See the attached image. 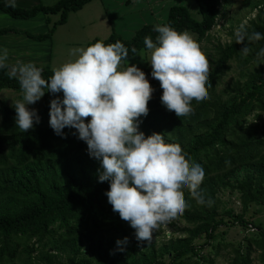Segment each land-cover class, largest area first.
<instances>
[{
    "label": "trees",
    "instance_id": "trees-1",
    "mask_svg": "<svg viewBox=\"0 0 264 264\" xmlns=\"http://www.w3.org/2000/svg\"><path fill=\"white\" fill-rule=\"evenodd\" d=\"M92 1L59 0L51 6L31 8L0 2V11L18 20L60 15L59 22L46 34H27L35 41H50L47 39L52 38L58 25H64L71 13ZM195 2L200 21L187 7L175 5L169 7L167 19L160 25L168 24L178 32L187 30L197 36L199 44L210 39L221 6L234 1ZM241 2L250 13L256 12L243 25L245 31L260 32L264 37V0ZM152 29L153 25H143L130 39L113 33L102 42L120 40L126 48H136L135 54L129 51L126 61L149 51L143 38L148 36L155 42L157 33ZM233 33L231 28L228 43L217 41L214 46L216 53L208 69V99L193 103L188 116L178 118L166 110L160 103L158 80L149 81L154 91L138 130L146 137L162 133L166 143L181 146L187 161L199 163L204 169L199 191L205 201H212L210 206L197 204L187 189L182 190L186 208L176 218L185 224L177 229L182 235L159 245L156 237L163 227L151 241L138 244L128 222L112 211L104 195L108 182H98L99 161L88 156L86 144L72 134L74 129H62L63 138L53 133L48 125L49 104L45 102L36 109L39 123L21 132L15 125L14 104L5 105L0 100V264H215L202 254L204 248L222 229L235 226L245 230L251 226L256 232L234 250L229 264H264V223L245 219L250 208L264 209V59L256 56L264 47V38L248 42L249 53L242 56L239 50L244 43H235ZM232 63L238 76L219 90ZM40 68L42 78L47 80L52 75L50 65ZM138 68L151 77V70ZM6 70L0 69V92H19L20 100L19 84L5 74ZM84 120L87 122V117ZM220 192L237 196L239 213L221 199ZM124 237L128 242L120 246L121 251L115 242ZM201 239L204 242L198 245Z\"/></svg>",
    "mask_w": 264,
    "mask_h": 264
},
{
    "label": "clouds",
    "instance_id": "clouds-1",
    "mask_svg": "<svg viewBox=\"0 0 264 264\" xmlns=\"http://www.w3.org/2000/svg\"><path fill=\"white\" fill-rule=\"evenodd\" d=\"M15 6V0H6ZM155 42L148 36L143 44L150 52L149 75L158 80L160 103L180 117L188 116L192 105L208 99V61L198 43L187 31H177L168 24L153 25ZM235 43H244L242 56L249 53L248 42L259 41L260 32L247 33L244 26L234 30ZM137 49L126 48L120 41L104 44L97 40L85 48L70 50L74 60L52 69L47 80L32 62L7 65L8 51L0 48V69L15 78L22 98L12 106L15 125L21 132L39 123L36 109L27 107L49 93H62L49 101L48 125L63 138L62 129L86 144L90 158L99 161L98 182L107 181L104 195L112 211L128 222L138 242L151 241L153 234L181 215L186 208L182 190L187 189L197 204L207 203L199 191L204 169L186 160L181 146L166 143L162 133L147 137L138 130L140 117L148 113L147 102L154 88L145 73L136 66H122V61ZM264 59V47L256 53ZM90 117L85 122L84 118ZM128 238L116 240L119 250Z\"/></svg>",
    "mask_w": 264,
    "mask_h": 264
},
{
    "label": "rangeland",
    "instance_id": "rangeland-1",
    "mask_svg": "<svg viewBox=\"0 0 264 264\" xmlns=\"http://www.w3.org/2000/svg\"><path fill=\"white\" fill-rule=\"evenodd\" d=\"M59 0H41V5H54ZM232 5H222V13L217 19L215 27L210 32V39L203 40L198 45L200 50L207 58L209 68L214 60L216 51L214 46L217 41L228 43V34L231 28L234 30L238 26L246 24L249 19L255 17V13H250L241 0H233ZM39 5V4H36ZM182 5L187 7L191 16L200 21L201 17L198 12V7L195 0H93L86 5L82 10L71 13L68 16L67 22L64 25H58L50 41H35V39L23 37L22 40H9L0 37V48H6L8 51L7 61L15 64L20 62H32L38 67L50 65L51 69L58 68L61 64L74 60L76 54L70 55V50L76 48H85L95 40L105 41L110 38L113 33L119 34L124 39H130L143 25H156L166 21L169 7ZM10 18V17H9ZM41 18L40 28H34V33L27 32L29 35H42L47 29L53 28L61 19L60 15H49L48 17L39 15ZM47 21L50 24H47ZM20 22V21H19ZM21 22H25L21 20ZM46 22V24H45ZM21 23H13L15 29H21ZM13 29V31H17ZM41 29V30H40ZM9 29L5 30L6 33ZM26 33V34H27ZM18 35H25L15 33ZM193 39L197 42V36L190 33ZM8 38V37H7ZM17 55V56H16ZM149 51H143L136 57L122 61V66L126 67L130 64H136L137 67L149 69L148 59ZM18 57V58H17ZM238 76V70L232 63V70L228 72L218 89L222 90L227 84ZM148 81L154 80L152 77H146ZM21 96L19 92L11 90H2L0 92V100L5 105L14 104ZM55 97H61V93H49L46 91L39 101L28 105L35 109L42 108L43 104ZM253 118V117H252ZM251 118V119H252ZM49 119V117H48ZM90 117H87V120ZM250 119V120H251ZM221 199L229 204L231 208L239 213L241 210L240 203L236 195L227 192H220ZM245 219L250 222L264 223V209L250 208L246 213ZM184 222L174 220L171 225H166L156 237V242L159 244L167 242L171 237H179L182 235L177 232V229L184 228ZM252 231L243 229L240 226H235L229 229H222L221 234L217 239L211 241L207 245L202 254L213 259L215 264H229L234 256V250L240 245L245 244V238L254 234ZM204 240H198L197 244L203 243ZM36 255V253L34 254Z\"/></svg>",
    "mask_w": 264,
    "mask_h": 264
},
{
    "label": "crops",
    "instance_id": "crops-1",
    "mask_svg": "<svg viewBox=\"0 0 264 264\" xmlns=\"http://www.w3.org/2000/svg\"><path fill=\"white\" fill-rule=\"evenodd\" d=\"M0 2H6V0H0ZM149 2H150V0H149ZM36 4H42L41 0H15V6L20 7V8H31V7L37 6ZM48 6H51V5H48ZM9 17L10 16H8L5 13H3L2 11H0V32L3 30L9 29L8 32L0 34L1 38H6L9 40H22L23 37L28 38V36H27L28 31L32 32V34H33L35 32L34 28L36 30V28H38V27L40 28V25H41V18H37L38 16H36L35 18H32V19H29V20H23L25 22H21V20L14 19L11 17L9 18ZM15 22L21 23L20 24L21 29H15V27L12 26V24ZM45 24H46V22H45ZM47 24H48V22H47ZM13 29H15L17 31H13ZM48 30L49 29H47V26H46V31L41 32V33L46 34L48 32ZM15 33H20V34H25V35H18ZM6 64L9 66L12 65V63L10 61H6Z\"/></svg>",
    "mask_w": 264,
    "mask_h": 264
},
{
    "label": "built area",
    "instance_id": "built-area-1",
    "mask_svg": "<svg viewBox=\"0 0 264 264\" xmlns=\"http://www.w3.org/2000/svg\"><path fill=\"white\" fill-rule=\"evenodd\" d=\"M250 230H252V231L254 230L255 231V229H253L251 226H250Z\"/></svg>",
    "mask_w": 264,
    "mask_h": 264
}]
</instances>
